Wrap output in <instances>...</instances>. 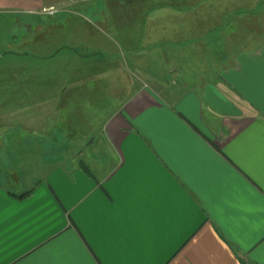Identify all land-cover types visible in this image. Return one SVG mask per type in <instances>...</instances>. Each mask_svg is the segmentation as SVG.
I'll list each match as a JSON object with an SVG mask.
<instances>
[{"label":"crops","instance_id":"crops-1","mask_svg":"<svg viewBox=\"0 0 264 264\" xmlns=\"http://www.w3.org/2000/svg\"><path fill=\"white\" fill-rule=\"evenodd\" d=\"M86 1L0 9L85 20ZM185 1L146 6L134 74L98 133L73 101L97 88L66 87L74 110L42 139L91 141L76 164L18 192L0 169V264H264V0Z\"/></svg>","mask_w":264,"mask_h":264},{"label":"rangeland","instance_id":"rangeland-1","mask_svg":"<svg viewBox=\"0 0 264 264\" xmlns=\"http://www.w3.org/2000/svg\"><path fill=\"white\" fill-rule=\"evenodd\" d=\"M163 2L174 1L88 0L77 5L84 6L85 20L61 10L49 15L0 9V169H8L1 177L5 187L18 192L39 180L49 165L78 162L77 150L91 141L42 139L44 131L56 128L74 110V104L62 101L66 87L97 88L96 101L82 96L73 101L86 104L82 119L98 133L100 121L125 94L114 92L115 85L121 87L134 74L144 42V10ZM116 21L119 28L112 23ZM144 57L157 71L158 58ZM60 102L67 108L54 107Z\"/></svg>","mask_w":264,"mask_h":264},{"label":"trees","instance_id":"trees-1","mask_svg":"<svg viewBox=\"0 0 264 264\" xmlns=\"http://www.w3.org/2000/svg\"><path fill=\"white\" fill-rule=\"evenodd\" d=\"M177 1V4L180 5L181 7H184V6H187V3L185 0H176ZM31 191V188L30 189H27L19 194H16V196L18 197H22V196H25L27 195L29 192ZM12 194V193H11Z\"/></svg>","mask_w":264,"mask_h":264}]
</instances>
